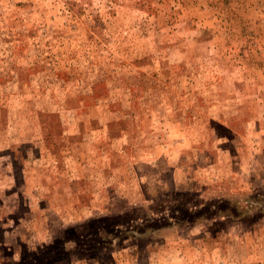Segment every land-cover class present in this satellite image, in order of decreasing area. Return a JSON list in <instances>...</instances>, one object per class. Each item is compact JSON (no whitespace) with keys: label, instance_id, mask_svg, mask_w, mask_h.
I'll list each match as a JSON object with an SVG mask.
<instances>
[{"label":"rangeland","instance_id":"rangeland-1","mask_svg":"<svg viewBox=\"0 0 264 264\" xmlns=\"http://www.w3.org/2000/svg\"><path fill=\"white\" fill-rule=\"evenodd\" d=\"M0 264H264V0H0Z\"/></svg>","mask_w":264,"mask_h":264},{"label":"trees","instance_id":"trees-1","mask_svg":"<svg viewBox=\"0 0 264 264\" xmlns=\"http://www.w3.org/2000/svg\"><path fill=\"white\" fill-rule=\"evenodd\" d=\"M178 211H174L173 213H177ZM178 215H181V212H178ZM152 224L151 222H149V225Z\"/></svg>","mask_w":264,"mask_h":264}]
</instances>
